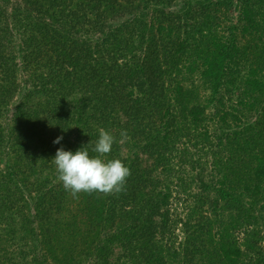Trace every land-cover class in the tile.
<instances>
[{"label":"trees","instance_id":"trees-1","mask_svg":"<svg viewBox=\"0 0 264 264\" xmlns=\"http://www.w3.org/2000/svg\"><path fill=\"white\" fill-rule=\"evenodd\" d=\"M0 264H264V0H0Z\"/></svg>","mask_w":264,"mask_h":264},{"label":"clouds","instance_id":"clouds-1","mask_svg":"<svg viewBox=\"0 0 264 264\" xmlns=\"http://www.w3.org/2000/svg\"><path fill=\"white\" fill-rule=\"evenodd\" d=\"M126 135V131L121 133V136ZM62 139L58 137L53 143L58 144ZM115 142L111 133L100 129L99 138L92 147L95 156L90 155L85 147L75 152L66 151L63 147L57 149L51 161L65 191L74 198H78L80 193L109 196L124 191L131 175L130 169L120 159H103L110 155Z\"/></svg>","mask_w":264,"mask_h":264},{"label":"rangeland","instance_id":"rangeland-1","mask_svg":"<svg viewBox=\"0 0 264 264\" xmlns=\"http://www.w3.org/2000/svg\"><path fill=\"white\" fill-rule=\"evenodd\" d=\"M180 4V2H178V5ZM178 7L179 6H175L174 7V9H178ZM171 9H172V7H171ZM230 13H229V15H230V17H229V19L228 18H224V20H226V23L227 24H235V23H237V17H238V11H237V8H235V7H232V9L229 11ZM224 25H226V24H223V26ZM221 31V30H220ZM241 36V35H240ZM241 39H243V37L241 36L240 37ZM244 40V39H243ZM24 77V75H20V81H21V79ZM9 115H11V114H9ZM179 207H181V206H179ZM177 232H179V229H177ZM180 233V232H179ZM183 234L180 236V239H183Z\"/></svg>","mask_w":264,"mask_h":264}]
</instances>
